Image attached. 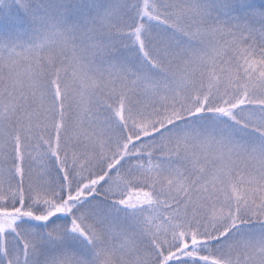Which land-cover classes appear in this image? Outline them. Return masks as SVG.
<instances>
[{"label": "snow or ice", "instance_id": "6c2138e0", "mask_svg": "<svg viewBox=\"0 0 264 264\" xmlns=\"http://www.w3.org/2000/svg\"><path fill=\"white\" fill-rule=\"evenodd\" d=\"M0 264H264V0H0Z\"/></svg>", "mask_w": 264, "mask_h": 264}]
</instances>
